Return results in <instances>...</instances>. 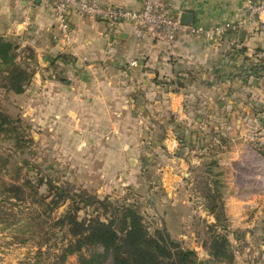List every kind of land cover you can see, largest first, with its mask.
<instances>
[{"label": "crops", "instance_id": "0c3cea01", "mask_svg": "<svg viewBox=\"0 0 264 264\" xmlns=\"http://www.w3.org/2000/svg\"><path fill=\"white\" fill-rule=\"evenodd\" d=\"M104 1L129 10L140 9L143 2ZM171 4L175 14L189 13L192 24L206 28L236 23L246 16V0H171ZM71 29L66 41L50 8L25 0H0V38L31 45L42 71L36 82L45 76L43 84L54 93L56 69L65 72L70 67L77 73L68 72L75 91L60 89L63 101L85 99L95 113L106 104L112 108L107 141L95 144L110 152L114 166L137 163L136 156L118 151L138 149L133 135L141 138L150 116L163 117L167 112L175 121L199 115L210 118L202 127L194 126L193 133L205 138L197 146L212 143L222 151L216 167L222 173L227 217L237 228H254L247 238L255 230L264 231V187L253 185L264 178V30L259 23L217 43L180 35L171 52L159 38H139L133 24L111 32L102 21L75 15ZM135 88L139 94H128ZM125 99L128 105L123 106ZM132 116H138V126L128 123ZM167 133L164 141L174 149L177 140H170ZM182 164L178 161L175 168L182 172ZM248 166L258 171L247 177L250 184L239 170Z\"/></svg>", "mask_w": 264, "mask_h": 264}, {"label": "rangeland", "instance_id": "374dc122", "mask_svg": "<svg viewBox=\"0 0 264 264\" xmlns=\"http://www.w3.org/2000/svg\"><path fill=\"white\" fill-rule=\"evenodd\" d=\"M7 39L21 47L19 61L27 56L24 49L32 48L31 45L22 46L17 39ZM36 61L29 62L35 74L24 94L16 95L4 90L0 82V108L12 118L20 120L17 126L21 139L16 146L7 135H0V264H55L54 255L59 254L66 243L60 235L58 245H55L56 239L53 238L41 248L25 229L21 232L24 224L20 219L35 208L30 204L7 200L2 189L4 184L12 183L18 173L22 178H43L60 186H69L78 195L86 193L101 200L109 198L121 205H135L151 232L166 229L173 239L181 242L183 247L194 250L201 260L211 259L209 249L213 237L226 234L233 247L231 251L236 264H264V231L255 230L253 237L247 238L249 230L254 228H237L228 217L226 230L219 225L216 228L215 218L208 213V200L204 197L212 187L207 177L208 165H217L220 161L217 157L221 158L222 151L212 143L206 147L201 143L197 146L196 143L203 142L205 138L199 132L195 137L193 131L194 126L202 127L210 118L206 120L199 115L175 121L176 118H171L167 112L163 117L150 116L146 125L143 124L141 138L138 133L133 135L137 137L138 149L118 151L126 156H136L134 159L137 163L131 161L132 164L114 166L108 157L110 152L95 144L107 141V131L112 128V108L106 104L102 111L95 113L92 112L91 103L85 99L81 102L63 101V94L60 96L59 90L75 91L68 72L76 76L77 73L70 67L65 68V72L56 69L54 80L59 84L51 86L55 88V92L51 93L49 87L43 84L45 76L41 75L42 82L35 80L42 72ZM130 93L139 94L140 91L135 88ZM121 104L128 105L126 99ZM128 123L138 126V116H132ZM167 132H170V140H177L174 149L164 141ZM127 136L129 138L131 135ZM215 137L216 134L213 143ZM178 161L183 163L182 172L175 168ZM239 170L244 174L246 184H250V180H247L249 175L258 174L254 166ZM262 170L264 175V168ZM213 171V176L217 173L222 175L219 167ZM175 175H179L180 179L175 180ZM253 185L264 187V178ZM41 192L46 194V187H42ZM222 203L225 204L224 198ZM68 206L69 202L60 209L59 214ZM84 215L83 210L80 216ZM101 250L86 248L81 253L69 256L63 264H82V257L89 259ZM103 264L111 262L105 260Z\"/></svg>", "mask_w": 264, "mask_h": 264}, {"label": "trees", "instance_id": "16d2710c", "mask_svg": "<svg viewBox=\"0 0 264 264\" xmlns=\"http://www.w3.org/2000/svg\"><path fill=\"white\" fill-rule=\"evenodd\" d=\"M21 47L13 40L0 38V82L1 87L16 95L24 94L31 84L35 71L31 62L36 61L32 48L24 49L27 56L19 61ZM19 119H14L0 108V135H7L20 144ZM209 166V191L204 197L208 200L207 210L224 230L227 229L224 193L220 173L213 176L216 163ZM20 172V171H19ZM19 175L10 184L2 187L7 200L30 204L32 213L20 219L22 229L38 241L39 247L57 240L61 235L66 243L59 254H55V264H63L69 256L81 253L90 247L102 248L89 259L82 257V264H236L232 245L226 234L213 237L209 249L210 260L204 261L191 249L173 239L166 229L150 231L137 206L118 204L108 199L101 200L95 195L73 193L69 186H60L51 180L22 178ZM210 186V185H209ZM46 187V194L41 188ZM69 202L61 214L60 209ZM92 209V211H89ZM85 211L84 217L80 216ZM90 212V213H89ZM6 220V219H4ZM16 222H14L15 224ZM225 223V225H224ZM23 233V232H22Z\"/></svg>", "mask_w": 264, "mask_h": 264}, {"label": "built area", "instance_id": "2783aa9c", "mask_svg": "<svg viewBox=\"0 0 264 264\" xmlns=\"http://www.w3.org/2000/svg\"><path fill=\"white\" fill-rule=\"evenodd\" d=\"M30 3L38 0H25ZM50 8L56 17L59 31L66 41L71 38V18L89 17L107 24L111 32H117L123 24H133L139 38L154 36L166 43L171 52L180 35L187 38H203L215 43L226 36H238L254 23L264 30L261 16L264 14V0H246V16L236 23H226L210 28L195 24H183L181 15L174 13L171 0H143L138 10H129L104 0H39ZM136 65V62L133 63Z\"/></svg>", "mask_w": 264, "mask_h": 264}, {"label": "water", "instance_id": "95a60500", "mask_svg": "<svg viewBox=\"0 0 264 264\" xmlns=\"http://www.w3.org/2000/svg\"><path fill=\"white\" fill-rule=\"evenodd\" d=\"M37 3H40V1L38 0ZM181 22L186 25L192 24L193 23L192 15L189 13H183L181 15Z\"/></svg>", "mask_w": 264, "mask_h": 264}]
</instances>
